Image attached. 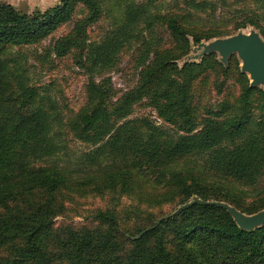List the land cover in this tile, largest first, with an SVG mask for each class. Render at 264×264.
Wrapping results in <instances>:
<instances>
[{
  "label": "trees",
  "instance_id": "1",
  "mask_svg": "<svg viewBox=\"0 0 264 264\" xmlns=\"http://www.w3.org/2000/svg\"><path fill=\"white\" fill-rule=\"evenodd\" d=\"M159 1L124 0L121 18L97 40L89 29L105 0L31 12L0 2V264H264V225L241 229L227 208L204 202L248 214L264 208V89L250 85L235 53L226 65L217 53L179 64L191 42L251 26L264 38V0L151 10ZM67 23L52 52L71 55L88 79L83 104L64 118L22 58ZM129 44L139 47L137 79L118 94L106 73ZM211 76L217 94L234 78L237 94L202 103ZM139 104L161 124L134 115ZM63 129L91 146L78 167L59 156ZM87 193L136 203L122 215L105 206L79 226L59 223L70 197Z\"/></svg>",
  "mask_w": 264,
  "mask_h": 264
},
{
  "label": "rangeland",
  "instance_id": "2",
  "mask_svg": "<svg viewBox=\"0 0 264 264\" xmlns=\"http://www.w3.org/2000/svg\"><path fill=\"white\" fill-rule=\"evenodd\" d=\"M105 1L107 3L104 7L103 17L98 21V23L90 26L89 34L92 39L97 40L101 38L104 32H106V30L109 29L115 21L119 20L121 15H123L121 4L124 3V0ZM135 1L140 2V0ZM182 1L183 0H160L156 6L151 7V10L164 12L165 10L176 8V6ZM220 1L221 0H217V2ZM227 1L232 2L233 0ZM0 2L13 4L21 12H31L37 8L43 10L56 5L60 2V0H0ZM204 12L205 11H200L199 14L206 16L207 13ZM77 15H81V13L79 12ZM72 26L73 23H67L61 26L50 37L45 39L42 44L25 48L23 50L25 51V55L22 58L23 64L28 69L32 82L40 86L41 90L45 91L52 97L60 110L61 116L64 118L70 117L83 104L85 100V85L88 79L87 74L75 63L71 55L59 57L56 56L51 49L56 39L62 34L67 33ZM251 29L252 26L243 29V31L248 32ZM155 30L158 34L161 33L160 27L158 30L157 27H155ZM204 41L207 42V40ZM138 48L139 47L136 45H127L120 52L117 67L106 73V75L111 76L113 85L118 94H121L123 91L130 88L136 82L137 74L135 62L139 51ZM200 52L201 51L197 49V46L191 42L190 52L179 60V64H183L184 62L191 60L199 61L200 59H196L195 55ZM235 54L240 60L238 54ZM214 80L215 77H209V82L206 88L200 89V94H203L200 97L202 103H215L223 96L228 94H237L239 87L234 78L225 82L222 94H217L213 84L215 83ZM134 115H147L155 119L158 124H161L162 122L161 119L157 117V114L153 109L143 104H139L135 107ZM56 140L61 143L59 156L62 158V162L67 163L71 167H78L80 165V161L83 162L82 157L85 152L91 149V146L73 138L64 129L61 130L60 135L56 136ZM69 200L70 201L66 202L65 212L63 215L57 217V221L59 223H72L75 224V226H79V224L86 222L90 213L99 207L115 205L122 215L129 205L136 203L133 197L120 195L118 193H106L101 196L87 193L82 196L75 195L73 198L70 197ZM141 206L147 208L145 203L141 204ZM171 208H173V205L164 206L162 207V210L164 209V211H166ZM148 209L150 211L156 210V212L161 210V208L154 207H148Z\"/></svg>",
  "mask_w": 264,
  "mask_h": 264
},
{
  "label": "water",
  "instance_id": "3",
  "mask_svg": "<svg viewBox=\"0 0 264 264\" xmlns=\"http://www.w3.org/2000/svg\"><path fill=\"white\" fill-rule=\"evenodd\" d=\"M196 46L201 51L195 55L196 59H201L207 53H218L219 60L225 65L229 56L237 53L241 60L240 69L248 74L250 85L264 88V38L256 28L252 27L248 32L241 29L234 34L215 37L207 42L203 40ZM196 200L198 199L195 198L194 201ZM204 202L227 208L241 229L251 231L264 225V208L248 214L224 201Z\"/></svg>",
  "mask_w": 264,
  "mask_h": 264
}]
</instances>
